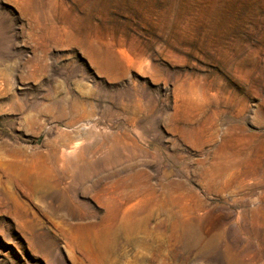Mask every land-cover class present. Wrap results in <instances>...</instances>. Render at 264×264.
<instances>
[{
	"label": "rangeland",
	"instance_id": "obj_1",
	"mask_svg": "<svg viewBox=\"0 0 264 264\" xmlns=\"http://www.w3.org/2000/svg\"><path fill=\"white\" fill-rule=\"evenodd\" d=\"M0 264H264V0H0Z\"/></svg>",
	"mask_w": 264,
	"mask_h": 264
}]
</instances>
